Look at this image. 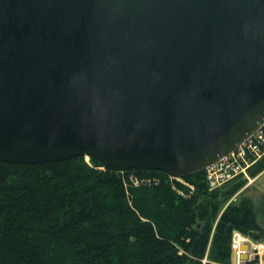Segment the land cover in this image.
<instances>
[{
    "label": "water",
    "instance_id": "water-1",
    "mask_svg": "<svg viewBox=\"0 0 264 264\" xmlns=\"http://www.w3.org/2000/svg\"><path fill=\"white\" fill-rule=\"evenodd\" d=\"M263 124L264 0H0V161L185 177Z\"/></svg>",
    "mask_w": 264,
    "mask_h": 264
},
{
    "label": "trees",
    "instance_id": "trees-1",
    "mask_svg": "<svg viewBox=\"0 0 264 264\" xmlns=\"http://www.w3.org/2000/svg\"><path fill=\"white\" fill-rule=\"evenodd\" d=\"M263 169L264 156L249 174ZM245 181L209 189L204 170L176 179L85 156L0 161V264H232L233 231L264 238L253 200L235 197Z\"/></svg>",
    "mask_w": 264,
    "mask_h": 264
},
{
    "label": "built area",
    "instance_id": "built-area-1",
    "mask_svg": "<svg viewBox=\"0 0 264 264\" xmlns=\"http://www.w3.org/2000/svg\"><path fill=\"white\" fill-rule=\"evenodd\" d=\"M263 156L264 124L241 142L236 149L204 169L205 180L209 189H217L236 177L248 178L249 168ZM171 177L181 179V177L173 175ZM243 244H247L245 250L242 249ZM231 247L232 250L236 251L237 264H244L245 261L242 259L244 253L247 254V260H256L257 264H264V245L253 241L238 231L232 233Z\"/></svg>",
    "mask_w": 264,
    "mask_h": 264
},
{
    "label": "rangeland",
    "instance_id": "rangeland-1",
    "mask_svg": "<svg viewBox=\"0 0 264 264\" xmlns=\"http://www.w3.org/2000/svg\"><path fill=\"white\" fill-rule=\"evenodd\" d=\"M85 159L89 161V157H85ZM248 176V178L241 177L246 179L245 185L236 193L235 197L238 194H244L253 200L257 220L264 231V169L254 177L250 174ZM259 243L264 245V238Z\"/></svg>",
    "mask_w": 264,
    "mask_h": 264
}]
</instances>
